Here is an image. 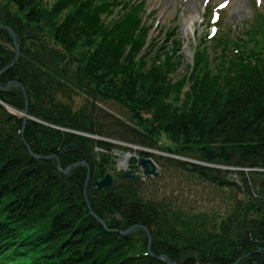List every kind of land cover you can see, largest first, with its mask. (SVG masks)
Here are the masks:
<instances>
[{"label":"trees","instance_id":"trees-1","mask_svg":"<svg viewBox=\"0 0 264 264\" xmlns=\"http://www.w3.org/2000/svg\"><path fill=\"white\" fill-rule=\"evenodd\" d=\"M14 1L20 7L34 2ZM69 4L75 14L58 36L62 50L51 47L38 24L23 22L0 7V23L16 34L19 48L16 64L0 73V88L19 83L29 116L39 121L27 119L21 135L19 112L25 106L21 91L13 86L0 92V101L12 109L9 113L0 104V264H166L156 260L160 255L174 264H264V18L243 32L244 40L222 34L212 58L201 41L189 64L190 73L175 89L176 83L167 84L165 74L178 65L173 47L169 49L176 31L161 30L163 40L150 39L142 47L152 27L144 26V1L60 0V7ZM114 8L120 9V18L114 16L110 26L103 25L101 16L111 15ZM93 36L99 43L90 57H67L81 38L89 47ZM0 41L13 48L11 53L0 44L1 71L13 59L14 45L6 31L0 30ZM231 47L237 54H231ZM86 59L85 68L72 71L75 63ZM120 71H129L128 83L122 81L111 92L123 95L119 99L124 103L137 95V83L142 91L140 105L146 108L165 92L169 96L186 87L180 120H189H176L178 109L163 104L154 114L150 107L148 113L152 112L157 127L172 128L177 141L184 135L182 130L187 134L194 129V144L201 146L195 153H180L201 165L186 166L169 158L163 164L185 169L218 191L230 189L227 195L219 194L224 207L213 210L210 220L190 216L179 222L170 213V203L140 198L143 186L137 178L120 177L110 189L99 192L86 187L88 209L83 198L86 170L90 182L103 176L92 145L106 151L116 147L71 131L141 148L155 145L134 120L126 122L98 108L97 98L103 100L106 92L85 83L88 79L101 85L103 75L112 77ZM78 89L85 103L74 106ZM133 117L147 123L136 112ZM23 142L36 156H55L62 170L81 161L86 165L62 175L52 160L30 156ZM227 174L238 181L226 182ZM135 225L150 232L149 245L142 231L136 237L119 234Z\"/></svg>","mask_w":264,"mask_h":264},{"label":"rangeland","instance_id":"rangeland-1","mask_svg":"<svg viewBox=\"0 0 264 264\" xmlns=\"http://www.w3.org/2000/svg\"><path fill=\"white\" fill-rule=\"evenodd\" d=\"M33 1L35 2L36 0ZM144 1H145L144 3L145 12L142 14L144 26L147 25L149 27L150 25L152 27L148 34L149 37H147V43L146 44L144 43L142 47L145 46L146 48L148 42L151 41L150 39L156 38L157 40L160 41L163 40L164 38L163 32H165L166 29L168 31L172 29L176 31L175 34L173 35L174 41L172 43H174V45L171 44L169 49L173 47L174 55L176 57V60L178 61V65L173 73L165 74V81L167 84H170V82L176 83L175 89H177L178 88L177 83L181 79H186V76L190 73L191 68L189 64L191 63L193 48L196 46V44L193 43L192 38L196 37L197 39H200L203 36L205 27L201 22L204 20L203 18L204 13L209 15L208 11L206 9L203 10V8L201 7L200 5L201 0H188V1L144 0ZM218 1L219 0H216L214 3ZM33 4H31L28 7H20L21 5H19L14 0H0V7H5L11 15L15 16L16 18H19L23 22L28 21L33 24H38L42 28L44 38L47 39L51 47L62 50L63 48L59 43L58 36L63 32L62 26L64 25V23L69 19L71 15L75 14L74 6H71L69 4L68 6L60 7V0H40L39 2L36 1L35 2L36 8H32ZM58 7L59 9H57ZM261 8H264V0L260 8L255 7L254 0H231L228 7L222 13V18L218 25L219 32L225 33L230 38H233V36L237 32L241 33L243 31L249 30L250 28H253L254 27L253 19L257 18L256 15L258 12H262ZM112 10L113 12L111 15L101 16L103 25L110 26L111 24L110 20L114 16L118 15V17L120 18V9L114 8ZM195 15L197 16L193 22V29H192L193 33H191L192 37L188 39L187 37L184 36L181 26H183L185 19H187L189 16H195ZM82 28L84 29V26ZM161 30H163V32ZM69 38H71L70 40V50H71L73 48L72 39L74 38V35L73 37L71 36ZM92 39H94L93 43H91L89 47H87L86 45L83 44L85 39L81 38L78 44L79 46H76L72 51H70V53L67 54V57L74 56L77 60H81L83 55H84V59L90 57V55L95 49V46H97V44L99 43V40L97 39L96 36H93ZM25 41H26L25 43L26 45L30 44L29 40H25ZM0 44H2V46L5 49L9 50L12 53L13 48L10 44L3 43L2 41H0ZM259 47L260 45L258 46V48ZM209 49H210L209 58H212L211 56L212 54L210 53L211 47ZM144 51L145 49L143 48L141 52ZM87 60L88 59H86L85 62L81 64L75 63L71 68L72 71L75 70L77 66L78 67L81 66L82 68H85L84 64L85 63L86 65L88 64ZM149 63L150 62H147V66ZM130 75L131 74H129V71L128 72L120 71V72H116V74L113 75L112 77L110 75H103L102 77L103 83L101 85H97L98 83L95 81L89 82L88 79L85 80V83L86 85H88V87L91 86L95 88L94 90H96V88H99L101 91L106 92V93H102L105 94L103 100L100 97L97 98L96 106L98 108L106 112H109L126 122L130 120H134L133 121L135 122L134 126H137L140 131L145 132L152 139L155 145L154 148H141L134 146L132 144L110 140L111 142L109 143L115 145L116 148L111 149V151H106L105 149L97 147L94 142L95 145H92L93 147L92 156L94 157L95 162H98L100 164L101 174L103 176L105 174H110L113 178V184H112L113 186L115 182L119 180V178L121 177L124 171L126 170L136 171V178L142 183L143 186V189L139 192L140 193L139 196L141 199L160 202L162 204L170 203L171 205V206L169 205L171 211L170 213H175L176 217L178 218V221L182 223L184 220H187L190 216H198L199 220L200 218L201 220H210L211 218H209L208 215L211 216V212H213V210H216L219 207L220 209H223L224 207L223 204L224 201L222 200L219 194L225 193L227 195L230 189L229 188L225 189L224 192L218 191L217 189L209 186L208 184L203 183L202 181L200 182L199 179H197L193 173L187 172V170L185 169L181 170L179 168H175L174 165H170L167 163L163 164V160L165 158H169L171 161L183 162L186 164V166L187 165L189 166L191 164L197 165L198 163H199L198 165H201V163L196 160L180 155V153L183 151L195 153L196 151L201 149V146L194 144L196 143L195 139L193 138L195 131L194 129H189L187 134L184 130H182L184 135H180V138L177 141L176 140L177 135L175 136L174 133L171 132L172 128H170V130H166L165 124H164V128L163 126L157 127L156 124L153 122L152 112L150 114L148 113L150 107H152L151 109L154 114V112L160 108L161 104H163V106L166 107L169 106L170 110H173L175 108L178 109L175 119L179 121L182 116L180 115V113L184 112L185 110L184 108H185V100H186L185 99L186 87L183 86L178 93L172 92L171 94H169V96L165 92L164 97L161 98L159 97V99L155 100V102L150 103L148 105L149 107L146 108L145 106L142 107V105H140L141 102L140 98L142 95V91H138L139 85H141L140 83L136 84L135 90L138 93L135 96V98L131 101H127L126 103H124L122 99H119V97L125 98L123 95L116 92V94L119 95L118 96L111 92V90L115 91V89H118L122 81L128 83L127 80H129ZM162 84L165 88V82H163ZM13 86H10V88H12ZM78 90H79L78 95L73 97L74 106H80L83 103H85V96L82 93L83 91L81 89ZM0 104L3 105L6 109L7 107L6 104H4L3 102H1ZM134 104L137 105L134 106ZM166 107H162V109L166 111L165 110ZM135 112L139 116H141L140 119L142 121L147 120V123H143L139 121V117L134 118L133 116L135 115ZM19 113H20L19 116L22 119L23 112H19ZM28 119L37 121L32 117ZM186 120H189V118H183V120L181 119L180 121L186 122ZM190 124L192 125V123ZM71 132L76 135L77 134L81 135L79 132H74V131ZM85 135L82 136L91 139V141H102L101 139H103L95 135H90V134H85ZM104 140H108V139L104 138ZM117 146H119L118 149ZM187 155L189 154L187 153ZM125 157H128L129 160L125 165V168L120 167L119 169L118 167L121 163L123 164V160ZM139 158L151 159L152 162L156 164L157 167L156 170L159 172V176L158 177L143 176L142 167L137 165V160ZM56 159L57 158L53 156L51 160L57 164ZM78 163L79 164L77 166L86 165L82 161ZM72 168L73 167H71L70 169ZM90 181L91 179H89L86 185L89 191H91L93 184V182ZM225 181L236 182L238 181V178L233 174L230 175L227 174L225 176ZM86 187L85 188L83 187V198L85 200V203L88 204L87 201L88 195L86 196V189H87ZM105 189H110V188H105ZM95 192H99V191H95ZM228 203H231V201H228ZM90 212L94 217H96L99 220V222L102 221L104 226V221L99 219L91 210ZM141 227H143L145 230L132 229L125 236L136 237L138 233H141L140 231H142L146 235V238L147 239L149 238L151 241L150 232L146 229V227L144 226ZM170 264H174V263L170 261Z\"/></svg>","mask_w":264,"mask_h":264},{"label":"water","instance_id":"water-1","mask_svg":"<svg viewBox=\"0 0 264 264\" xmlns=\"http://www.w3.org/2000/svg\"><path fill=\"white\" fill-rule=\"evenodd\" d=\"M0 30L1 31H6L10 34V36L12 37V42H13V45H14V57L12 59V61L6 66L4 67L0 73L4 72L6 69H9L11 67H13L17 60H18V56H19V48L17 46V36L15 33L12 32V30L6 26H4L3 24L0 23ZM16 86L19 88V90L21 91V94L24 98V101H25V107H24V111L22 113V124H21V135H22V131L24 129V126H25V123L27 121L29 117V114H28V105H27V97H26V93L24 91V88L19 84L17 83L16 81H12V82H9L4 88H0V92H3V91H6L10 88V86ZM1 103V102H0ZM7 111L9 113H12V109L10 107H6ZM81 135H85V134H82L80 133ZM86 136V135H85ZM102 141L104 142H111L110 140H104V139H101ZM24 143V142H23ZM25 145V143H24ZM27 151H28V154L30 156H32L33 158H35L36 160H45V161H48V160H51L53 156H36L34 155L30 149L25 145ZM57 160V159H56ZM79 163H75V164H71L69 167L65 168L64 170H62L59 166V163H58V160H57V164H56V168L58 170V172H60L62 175H66V172L71 168V167H74V166H77ZM85 165V164H84ZM137 165L141 166L142 169H143V176H153V177H158L159 176V172L156 170V164H154L152 162L151 159H147V158H139L137 160ZM122 178H126V179H135L136 178V171H133V170H126L122 173L121 175ZM90 179V175H89V170L87 168L86 170V177H85V183H84V188L86 187L88 181ZM113 184V178L110 174H105L103 176V178H101L100 180H95L92 184V189H94L95 191H100L102 189H105V188H111ZM87 207H88V204H87ZM89 209V207H88ZM90 212V210H89ZM91 216L94 217L92 215V213L90 212ZM95 219H97L96 217H94ZM98 220V219H97ZM100 224L103 225V222L100 221ZM132 229H142V230H145L143 227L141 226H131L130 228L126 229L125 231L123 232H119V234L121 236H125L130 230ZM150 244V239L148 238V245ZM156 260H159V261H162L167 264H170V260L167 256H164V255H160L158 257H155Z\"/></svg>","mask_w":264,"mask_h":264},{"label":"bare ground","instance_id":"bare-ground-1","mask_svg":"<svg viewBox=\"0 0 264 264\" xmlns=\"http://www.w3.org/2000/svg\"><path fill=\"white\" fill-rule=\"evenodd\" d=\"M197 15L195 16H189L187 19H185L184 23H183V26H181L182 28V32L184 34L185 37H187L188 39H190L191 36V33L192 32V29H193V22H194V19L196 18ZM128 157H125L124 160H123V164L121 163L119 165V169L120 167L122 168H125V165L127 164V161H128ZM149 249V248H148Z\"/></svg>","mask_w":264,"mask_h":264}]
</instances>
